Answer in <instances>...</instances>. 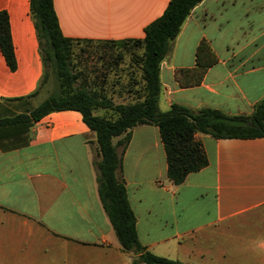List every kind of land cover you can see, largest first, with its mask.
<instances>
[{
	"label": "crops",
	"instance_id": "crops-1",
	"mask_svg": "<svg viewBox=\"0 0 264 264\" xmlns=\"http://www.w3.org/2000/svg\"><path fill=\"white\" fill-rule=\"evenodd\" d=\"M170 1L54 0L63 34L89 45L143 39ZM0 12L9 16L16 59L12 69L0 48V113L15 115L45 99L29 98L44 66L31 0H0ZM203 39L218 62L200 85L182 87L176 71L196 66ZM137 68L127 89L103 82L102 94L136 101L142 91ZM160 78L162 111L180 104L251 115L264 99V0H203L173 42ZM96 114L112 110L101 107ZM196 138L209 164L181 185L168 178L157 126L133 128L119 149V174L141 243L182 264H264V138ZM99 159L96 134L75 110L52 112L21 142L0 147V264L132 262L136 255L123 250L99 197Z\"/></svg>",
	"mask_w": 264,
	"mask_h": 264
},
{
	"label": "trees",
	"instance_id": "trees-1",
	"mask_svg": "<svg viewBox=\"0 0 264 264\" xmlns=\"http://www.w3.org/2000/svg\"><path fill=\"white\" fill-rule=\"evenodd\" d=\"M202 1L171 0L164 13L145 28L143 39L104 42L132 44L142 50L141 55H135L142 72V91L134 102L115 104L97 90L88 88L87 79L78 69L79 58L74 53L76 43L81 41L63 34L54 0H31L44 74L29 98L41 94L49 81L55 85V90L26 112L8 116L0 113V147L21 142L37 121L52 112L75 110L82 114L84 122L96 134L100 155L95 162L99 197L123 250L136 255L130 264H182L154 254L139 239L137 218L125 181L119 174L122 166L119 148H125L130 142L133 128L141 125L159 128L167 154V175L175 185H181L189 174L209 164L197 134H208L215 139L264 138V99L255 105L251 115L231 116L212 108L195 111L180 104H173L167 111L160 109L161 64L170 55L185 21ZM0 48L9 66L15 69V51L6 12H0ZM217 62L215 52L203 39L197 47L196 66L178 69L176 79L182 87L200 85L209 68ZM100 107L110 108L112 114H96ZM121 136L122 139L114 142Z\"/></svg>",
	"mask_w": 264,
	"mask_h": 264
},
{
	"label": "rangeland",
	"instance_id": "rangeland-1",
	"mask_svg": "<svg viewBox=\"0 0 264 264\" xmlns=\"http://www.w3.org/2000/svg\"><path fill=\"white\" fill-rule=\"evenodd\" d=\"M139 51L142 52L140 48L134 47L132 44H127L126 46L110 45L106 43L89 45L79 42L76 43L74 47L75 56L78 57L80 61L78 69L83 73V77L87 79L88 88L97 90L101 94L103 90L100 89L103 82L108 87L118 89H125L128 87L130 74L135 78V71L138 73L140 71L139 68H137L138 66L140 67V64L134 56L136 54L138 55ZM120 56L121 58L119 59L118 57ZM54 90L55 85L52 81H49L44 86L39 100L46 98ZM112 102L116 104L122 101L117 99V101Z\"/></svg>",
	"mask_w": 264,
	"mask_h": 264
}]
</instances>
